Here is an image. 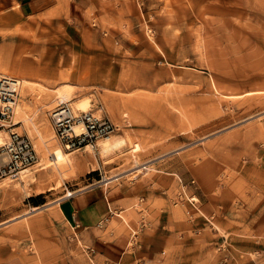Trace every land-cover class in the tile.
I'll list each match as a JSON object with an SVG mask.
<instances>
[{
	"label": "rangeland",
	"instance_id": "obj_1",
	"mask_svg": "<svg viewBox=\"0 0 264 264\" xmlns=\"http://www.w3.org/2000/svg\"><path fill=\"white\" fill-rule=\"evenodd\" d=\"M18 3L0 0V74L24 111L0 135L38 160L0 179V264H264V0ZM85 99L117 148L60 146L49 112ZM85 192L107 209L86 232L55 205Z\"/></svg>",
	"mask_w": 264,
	"mask_h": 264
},
{
	"label": "built area",
	"instance_id": "obj_2",
	"mask_svg": "<svg viewBox=\"0 0 264 264\" xmlns=\"http://www.w3.org/2000/svg\"><path fill=\"white\" fill-rule=\"evenodd\" d=\"M18 88L19 80L0 74V120L11 115ZM49 118L55 138L67 151L95 150L99 140L109 138L116 131L107 117L91 111L74 113L67 102L55 106ZM8 136L6 143L0 145V179H16L38 160L34 145L26 135L10 131Z\"/></svg>",
	"mask_w": 264,
	"mask_h": 264
},
{
	"label": "crops",
	"instance_id": "obj_3",
	"mask_svg": "<svg viewBox=\"0 0 264 264\" xmlns=\"http://www.w3.org/2000/svg\"><path fill=\"white\" fill-rule=\"evenodd\" d=\"M37 1L38 0H19V12L23 14L27 13L33 6H36ZM11 8L12 6L9 10ZM55 205L58 207L59 214L65 218L71 226L74 225L84 232L94 228L107 214L106 205L102 199L86 192L70 195V197L61 199L58 204ZM117 215L121 217L123 223L120 228H125V225H128L126 220H124L123 216Z\"/></svg>",
	"mask_w": 264,
	"mask_h": 264
},
{
	"label": "bare ground",
	"instance_id": "obj_4",
	"mask_svg": "<svg viewBox=\"0 0 264 264\" xmlns=\"http://www.w3.org/2000/svg\"><path fill=\"white\" fill-rule=\"evenodd\" d=\"M5 76V75H4ZM8 77H11V76H8ZM17 80H19V88H18V90H17V95L18 96H16L15 97V101H14V103H13V105H12V109H13V106H15V108L16 109H18V110H23L24 111V108H23V106H22V94H23V91H24V89L26 88V82H25V80H23V79H19V78H16ZM57 97H58V99L59 100H67L68 99V94L66 93V92H61L60 94H58L57 95ZM83 100V99H82ZM86 100L87 99H85V101H79V102H76L75 103V105H74V107H73V109H74V113H77V112H87L89 109H88V103L86 102ZM88 101V100H87ZM1 103V102H0ZM60 103H62V102H60ZM60 103H58V104H60ZM72 109V108H71ZM72 109V110H73ZM50 113V112H49ZM12 114V113H11ZM50 119V118H49ZM50 123H51V120H50ZM111 137L112 136H110L109 138H106L104 141H102V142H97L98 144H97V146L99 147V149H100V151L102 152V153H106V151H109V150H111V149H113V148H117V146H119L120 144H122L123 142H124V140L125 139H120V140H118V141H116V142H114V143H109L110 142V139H111ZM4 143H6L5 142V137L4 136H2V135H0V145H2V144H4ZM61 146V145H60ZM64 149V148H63ZM75 151H77V150H75ZM67 152H72V151H67ZM91 152V151H90ZM143 165V164H142ZM27 170V169H26ZM25 170V171H26ZM25 171H23V172H25ZM22 172V173H23ZM116 177H113L112 176V178H108V179H106L105 180V182H108V181H110V180H112V179H115ZM33 211H34V209H32ZM36 210V209H35Z\"/></svg>",
	"mask_w": 264,
	"mask_h": 264
}]
</instances>
